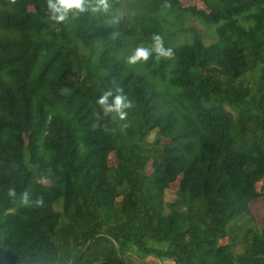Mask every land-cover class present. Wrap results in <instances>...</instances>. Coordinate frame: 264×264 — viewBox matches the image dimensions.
<instances>
[{
    "label": "trees",
    "instance_id": "trees-1",
    "mask_svg": "<svg viewBox=\"0 0 264 264\" xmlns=\"http://www.w3.org/2000/svg\"><path fill=\"white\" fill-rule=\"evenodd\" d=\"M135 1L131 40L124 0L59 24L46 0H0V264H70L86 246L76 264H124L118 248L174 264H264V220L246 227L241 251L228 232L264 202V0ZM153 35L173 55L129 64ZM109 90L131 102L123 120L96 102Z\"/></svg>",
    "mask_w": 264,
    "mask_h": 264
},
{
    "label": "rangeland",
    "instance_id": "rangeland-1",
    "mask_svg": "<svg viewBox=\"0 0 264 264\" xmlns=\"http://www.w3.org/2000/svg\"><path fill=\"white\" fill-rule=\"evenodd\" d=\"M180 2L184 5V6H189L192 4H195L192 0H180ZM137 15H138V7L136 4L135 0H124L121 10L119 12L118 15V22L120 23V27L121 30L126 34V36L129 39H133L136 36H138V32L136 31L137 27H138V19H137ZM185 25L186 26H192L194 27L196 30H198L201 35L203 36L204 40L206 43L209 42H213L215 41V36L213 35V31L210 29H206L202 24H200L196 19L188 16L185 19ZM82 79V78H80ZM244 84L247 85L248 87H250L252 89L253 85H249L247 83V81H244ZM227 109L235 116L236 115V111L227 106ZM156 138V133L153 132L151 133L148 138L147 141L150 143L152 141H154ZM108 164L109 166H114L115 165V156L114 153H110L108 156ZM146 171L148 173H150L151 171V167H150V162L149 164L146 166ZM40 181L45 183V184H49L50 181L48 180L46 175H42L40 177ZM177 189V182H174L171 184L170 188L168 190H166L165 192V200L168 201H173L176 199V192ZM250 211H251V217H252V221L249 222L248 219L249 217H244L241 220H238L236 222H234L231 227H229L228 232H229V236L231 237V239L234 240V243H236V249L237 251H241L242 248L246 247L250 241V233L246 234V227H255L260 229V225L258 224V221H263L264 220V202L261 199H256L253 202L250 203ZM56 209H58V206L56 207ZM247 221V222H246ZM63 225V223L61 224V226ZM57 240L58 242L61 244L62 240L60 238V233L59 236H57ZM153 245L155 246H159L158 244L153 243ZM161 247H164V244L161 245ZM72 250L69 248L67 250V252H64L63 249H61L60 254L66 258V260L68 261V259L70 260L71 256L69 255V253H71ZM73 253V252H72ZM130 257L126 258L124 255V260L126 264H174L171 260H167V259H163V258H156L155 256H148L146 258H141L140 255L138 253H130ZM65 264V263H63Z\"/></svg>",
    "mask_w": 264,
    "mask_h": 264
},
{
    "label": "clouds",
    "instance_id": "clouds-1",
    "mask_svg": "<svg viewBox=\"0 0 264 264\" xmlns=\"http://www.w3.org/2000/svg\"><path fill=\"white\" fill-rule=\"evenodd\" d=\"M109 4L107 0H46V11L50 20L59 24L66 21L69 16L77 18L82 15H94L97 13L107 12ZM152 47H136L127 57L129 64H137L138 62H146L153 54L159 57H171L173 52L171 49L165 48L163 39L160 35H153ZM111 98V99H110ZM97 104L101 106L104 114L117 113L119 118L123 120L126 116L124 109L131 107V102L125 96L116 94L112 91H105L97 99ZM10 197L16 196L14 189L8 191ZM21 203L27 205L29 203V195L24 193ZM42 199L35 200L36 205L42 204Z\"/></svg>",
    "mask_w": 264,
    "mask_h": 264
},
{
    "label": "water",
    "instance_id": "water-1",
    "mask_svg": "<svg viewBox=\"0 0 264 264\" xmlns=\"http://www.w3.org/2000/svg\"><path fill=\"white\" fill-rule=\"evenodd\" d=\"M93 239H94V238H93ZM93 239H91L89 242H91ZM86 248H87V246L85 247V249H83V250L77 255V257H76V258H75L70 264H76V263L80 260V258L82 257V255L84 254ZM118 251H119V256H120V258L122 259V261L124 262V264H126L121 249L118 248Z\"/></svg>",
    "mask_w": 264,
    "mask_h": 264
}]
</instances>
